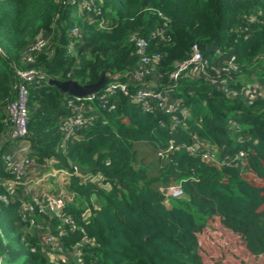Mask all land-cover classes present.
I'll return each instance as SVG.
<instances>
[{"label":"trees","instance_id":"trees-1","mask_svg":"<svg viewBox=\"0 0 264 264\" xmlns=\"http://www.w3.org/2000/svg\"><path fill=\"white\" fill-rule=\"evenodd\" d=\"M88 2L90 8H80L79 0H0V136L9 130L8 107L23 81L18 71H44L46 81L29 85V158L67 170L74 194L60 215L25 211L35 197L15 196L16 186H6L15 175L0 159V264H206L201 235L216 222L238 234L251 254H264V96L247 100L241 93L250 83L264 90V0ZM160 28L162 37L154 34ZM50 32L49 50L28 61L31 44ZM135 32L148 41L152 59L144 67L146 85L174 91L177 108L146 111L133 100L137 86L129 80L141 64L131 41ZM196 44L211 77L198 69L192 74L194 68L174 76ZM231 56L238 69L227 93L214 76ZM103 70L112 73L109 80L129 81V92L116 96L114 110L95 101L98 117L62 144L73 96L48 78L87 84ZM151 77L159 82L147 83ZM175 120L181 122L173 128ZM193 143L211 147L220 158L244 152L245 166L192 154L187 146ZM80 166L94 168L82 174ZM172 184L184 194L166 196ZM46 237L64 250H78L80 258L52 262Z\"/></svg>","mask_w":264,"mask_h":264},{"label":"built area","instance_id":"built-area-1","mask_svg":"<svg viewBox=\"0 0 264 264\" xmlns=\"http://www.w3.org/2000/svg\"><path fill=\"white\" fill-rule=\"evenodd\" d=\"M80 8L88 7L90 8L91 4L88 0H79ZM93 3V2H91ZM102 25V24H101ZM165 29H157L154 32L155 35L163 36ZM73 34L77 37H81L80 30L74 28L72 30ZM47 35L41 33L37 39L31 44L26 53L27 60L32 62L34 61L33 53L39 50L44 49L48 44ZM131 41L135 42L138 54L141 56V64L139 68H136L132 72V77L129 81H133L137 86L135 92L133 93V100L139 103L143 109L146 111L155 110V109H165L169 110L167 106L169 92H162L154 88L153 85H146L144 81L145 69L148 64L151 63L152 59L146 55V46L148 41L145 38H142L138 35V32H135L131 35ZM235 57L231 56L228 58V61L223 60L220 63V66L214 76V84L219 87L221 90L227 93L232 92V88L229 87L228 83L232 78V73L238 69ZM189 68L198 69L200 73L204 76H210L211 73L208 70V61L204 59L201 50L198 45H194V51L190 59L184 60L178 63V68L174 72V76H177L180 72H183ZM19 75L23 78V81L18 85L17 98L9 105L8 112V124H9V133L6 136L7 142H14V140H20L26 138L28 135V118H29V106H28V94H29V85L33 84H42L46 81V73L37 69H29L18 71ZM224 74L228 77L224 78ZM129 81L125 82L120 79H113L107 82V85L103 88V91L98 95L93 94L91 96L77 98L73 97L68 100V106L70 108L69 114H67L62 122L61 131L63 133L62 144H65L70 138H76L78 129L86 127L94 118H97L99 112L94 106V102L97 101L99 107L103 110H114L117 107L116 96L119 93H128ZM180 102L178 101L176 105L179 106ZM174 108H177L175 106ZM183 114L188 115L189 109L184 108ZM180 120H175L173 128L176 127ZM28 144V148L30 149ZM187 149L192 154H202L204 158L210 161H214L216 164H228L235 165L237 167L243 168L245 166L244 161V152H240L234 157H224L220 158L217 154L212 151L211 147L206 146L200 143H193L187 146ZM0 159L4 160L11 173L15 175V178L7 180L9 183L8 187L11 188L20 184L19 180H22L27 174L28 168L32 165V160L27 157L22 161L14 160L13 154L11 152H2L0 151ZM63 169H61L62 171ZM69 174L67 170H63ZM7 186V185H6ZM166 196L180 197L184 194L182 187L179 184H172L165 190ZM74 194L71 192L68 195V198H73ZM38 209L40 212H48V202L43 201L39 197H35L33 201L25 204L24 210L28 212H34ZM60 215V209L57 211ZM33 222V221H32ZM64 222L76 227L74 221L70 218H64ZM65 234L64 230L60 231V235ZM49 236V235H48ZM46 246L51 248L52 251H48L47 254L50 255V260L52 262L57 261V259L64 258L66 254L70 256H76L80 258V252L78 250L71 252L69 250H64L61 242H56L55 239L46 237L45 238Z\"/></svg>","mask_w":264,"mask_h":264},{"label":"crops","instance_id":"crops-1","mask_svg":"<svg viewBox=\"0 0 264 264\" xmlns=\"http://www.w3.org/2000/svg\"><path fill=\"white\" fill-rule=\"evenodd\" d=\"M195 70L196 69H193L191 73L195 74L197 71ZM152 80L156 83L159 82V79L157 78H152ZM241 93L247 100L264 96V90L259 85L254 83H250L245 87L243 86ZM177 102L178 98L174 95V91L170 90L167 106L174 107ZM8 133L9 130L0 136V148H4V146H6L5 152H11L15 161H22L24 158L29 157L30 149L28 148L29 143L26 138L14 141L12 144H8V142L6 143V136ZM91 178L97 181H102L101 176H92ZM68 180L69 174L67 172L63 170L61 171V169L55 168L51 164H37L33 161L26 176H24L22 180H19L20 184L15 187L17 190L15 196L30 198L39 197L43 201L48 202V209L50 211L57 212L69 199L68 195L71 193V190L69 189ZM8 184L9 183L6 182L7 186H9Z\"/></svg>","mask_w":264,"mask_h":264},{"label":"rangeland","instance_id":"rangeland-1","mask_svg":"<svg viewBox=\"0 0 264 264\" xmlns=\"http://www.w3.org/2000/svg\"><path fill=\"white\" fill-rule=\"evenodd\" d=\"M51 36V32L47 33L48 39ZM49 44L44 47V52L49 50ZM151 69L152 71L157 70V68ZM210 72H212V69H210ZM148 82L156 84L154 80ZM201 243L202 255L206 264H264V254L258 256L251 254L241 237L224 228L220 223H214L212 230L203 232ZM64 257L68 260L71 258L69 254Z\"/></svg>","mask_w":264,"mask_h":264},{"label":"water","instance_id":"water-1","mask_svg":"<svg viewBox=\"0 0 264 264\" xmlns=\"http://www.w3.org/2000/svg\"><path fill=\"white\" fill-rule=\"evenodd\" d=\"M112 78V73H108L107 70H103L100 74L99 79L93 83L82 84L76 79H58L54 77L48 78L47 82L51 85L58 87L63 92L69 94L70 96L83 98L91 96L94 93L102 90L106 85L109 79ZM94 167H78V172L82 174H87Z\"/></svg>","mask_w":264,"mask_h":264}]
</instances>
